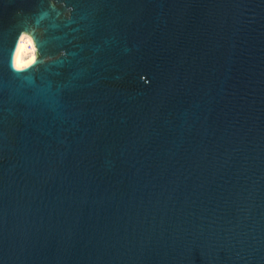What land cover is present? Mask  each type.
I'll return each instance as SVG.
<instances>
[{
    "label": "water",
    "instance_id": "obj_1",
    "mask_svg": "<svg viewBox=\"0 0 264 264\" xmlns=\"http://www.w3.org/2000/svg\"><path fill=\"white\" fill-rule=\"evenodd\" d=\"M0 264H264V0H0Z\"/></svg>",
    "mask_w": 264,
    "mask_h": 264
},
{
    "label": "bare ground",
    "instance_id": "obj_2",
    "mask_svg": "<svg viewBox=\"0 0 264 264\" xmlns=\"http://www.w3.org/2000/svg\"><path fill=\"white\" fill-rule=\"evenodd\" d=\"M36 58V49L34 45L29 41L26 34H23L18 43L14 62L16 66H22L28 62L33 61Z\"/></svg>",
    "mask_w": 264,
    "mask_h": 264
}]
</instances>
